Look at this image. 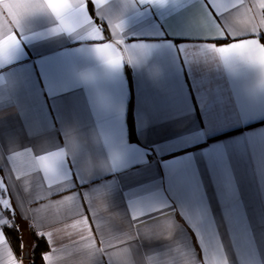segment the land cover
<instances>
[{
  "label": "crops",
  "instance_id": "obj_1",
  "mask_svg": "<svg viewBox=\"0 0 264 264\" xmlns=\"http://www.w3.org/2000/svg\"><path fill=\"white\" fill-rule=\"evenodd\" d=\"M25 2L0 0V38L19 30L0 61V219L43 233L47 264H264V4L209 0L213 19L207 0H87L105 40L124 24L111 68L91 24L58 35L47 13L21 17ZM55 152L48 190L35 157Z\"/></svg>",
  "mask_w": 264,
  "mask_h": 264
},
{
  "label": "snow or ice",
  "instance_id": "obj_2",
  "mask_svg": "<svg viewBox=\"0 0 264 264\" xmlns=\"http://www.w3.org/2000/svg\"><path fill=\"white\" fill-rule=\"evenodd\" d=\"M133 2L140 5L147 4L151 7L166 6V0H133ZM106 3L107 0H92V4L96 6L97 9H102ZM207 3L211 6V12H215V16H212L213 19L225 15L224 12H220L218 15L217 7H214L213 4L209 2V0H207ZM215 3L221 8H228L231 0H215ZM260 3L264 4V0H260ZM19 9L21 17L33 15L36 13H47L52 18H54V29L56 30L58 35L69 34L79 28H86L88 24H91L93 26V34H96L99 37V39L97 40L103 41V43H98L95 45H103L105 43L108 45V47L106 48H94L93 51L97 54V56L111 68L122 67L123 63L125 62L124 55L121 54L119 50L120 48L117 47V45H126L123 39L124 24L122 22L110 23L109 32L112 34V39L105 40L102 26L96 25L92 17L87 14V0H26L25 3L19 5ZM228 10L231 11L230 8ZM261 10H264V7H262ZM113 29L117 30V35L119 36V38H113ZM18 32V29H12L4 34L3 38H0V61H4L5 64L11 62L13 50L19 46V40L17 37ZM218 38L223 39L225 38V36H221ZM256 40L259 42L257 38ZM130 50H139L138 54L140 56H146L148 54L144 46L140 44L131 45V49H129L128 51ZM221 52L223 54H227L223 49L221 50ZM235 55L237 57H246L249 59H253L256 56V49L253 47H248L236 52ZM131 57L132 56L127 59V62H132ZM260 67L261 71H264V65H260ZM11 155L13 159L16 153H12ZM63 155V152H55L35 157V160L40 164L39 171L43 173L44 181L45 183H47L48 190L52 189L54 186L51 181L63 182L61 176L58 173V164L63 159ZM16 179L20 180L21 178L17 177ZM0 191L4 192V195L0 197V209H7L11 212L12 208L9 197L7 196V186L4 183L3 179H0ZM43 199H45V197L41 194H38L33 202ZM67 199H73V197L69 196L67 197ZM43 206L44 205H42V207ZM4 224H7V226L9 227L12 226L11 222L7 221L6 219H0V225ZM73 227H75V225H73ZM37 235L39 236L44 234L38 232ZM124 243L125 241L122 245H124ZM0 246H5L4 255L0 256V264H23V258L17 257L8 245V241L2 229H0ZM106 252H109V248H97L93 259L97 256L104 255ZM50 258V253H42V259L46 262V264L50 260ZM109 261H111L110 256Z\"/></svg>",
  "mask_w": 264,
  "mask_h": 264
},
{
  "label": "trees",
  "instance_id": "obj_3",
  "mask_svg": "<svg viewBox=\"0 0 264 264\" xmlns=\"http://www.w3.org/2000/svg\"><path fill=\"white\" fill-rule=\"evenodd\" d=\"M133 136V128L130 127V137ZM10 222L12 226H5L4 233L12 249L23 258L25 264H45L42 259V253L48 249L45 239L36 235L34 229L22 222L17 215L10 216Z\"/></svg>",
  "mask_w": 264,
  "mask_h": 264
},
{
  "label": "water",
  "instance_id": "obj_4",
  "mask_svg": "<svg viewBox=\"0 0 264 264\" xmlns=\"http://www.w3.org/2000/svg\"><path fill=\"white\" fill-rule=\"evenodd\" d=\"M25 256H26V258H27V253H26V255H25Z\"/></svg>",
  "mask_w": 264,
  "mask_h": 264
}]
</instances>
